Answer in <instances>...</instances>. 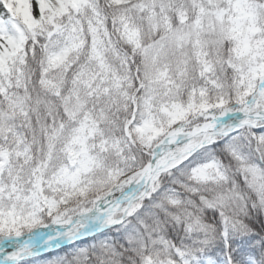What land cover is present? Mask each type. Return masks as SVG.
Masks as SVG:
<instances>
[{"label":"snow or ice","instance_id":"1","mask_svg":"<svg viewBox=\"0 0 264 264\" xmlns=\"http://www.w3.org/2000/svg\"><path fill=\"white\" fill-rule=\"evenodd\" d=\"M240 257L264 264V0H0V264Z\"/></svg>","mask_w":264,"mask_h":264},{"label":"clouds","instance_id":"2","mask_svg":"<svg viewBox=\"0 0 264 264\" xmlns=\"http://www.w3.org/2000/svg\"><path fill=\"white\" fill-rule=\"evenodd\" d=\"M223 187H227V186H223ZM146 219H148V220L150 221L151 218H150V217H146ZM208 252H209V254H212V249L209 248V249H208ZM216 255H217V254H216ZM256 255H257V257L259 258V253H258V252L256 253ZM213 258H214V257H213ZM242 259H246V257H240V258H238V260H237V264H240V262H241ZM117 264H121V262L118 260V261H117Z\"/></svg>","mask_w":264,"mask_h":264},{"label":"trees","instance_id":"3","mask_svg":"<svg viewBox=\"0 0 264 264\" xmlns=\"http://www.w3.org/2000/svg\"><path fill=\"white\" fill-rule=\"evenodd\" d=\"M257 227H259V222H257ZM216 254H217V255H219V253H218V252H217Z\"/></svg>","mask_w":264,"mask_h":264}]
</instances>
